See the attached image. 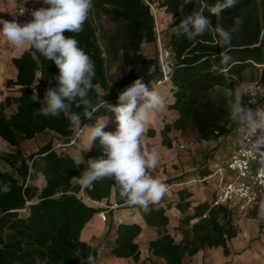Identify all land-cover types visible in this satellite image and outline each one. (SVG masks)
<instances>
[{"label":"trees","instance_id":"16d2710c","mask_svg":"<svg viewBox=\"0 0 264 264\" xmlns=\"http://www.w3.org/2000/svg\"><path fill=\"white\" fill-rule=\"evenodd\" d=\"M214 3L215 0H193L190 4H185V0H93L83 31L79 34L63 33L65 37L74 35L79 46L94 61L93 84L96 87L90 93L93 106L98 102L97 96L105 93L102 99L116 105L119 93L139 76L146 83L160 76L156 30L162 11L164 15L174 17V23L172 20L170 23L172 30L162 36V42L172 54L171 77L166 84L170 85L173 102L167 104V109L177 117L159 129L161 144L170 148L168 133L172 130L183 132L188 124L196 126L200 139L228 138L236 124L229 121L226 106L205 102V96L214 86L227 84L253 65L261 66L264 79V0H239L236 7L220 16H211L207 5ZM201 8L205 9L204 14L210 17L213 26L228 28L236 17L242 18L243 24L233 35L230 50L218 36L209 33L196 41L177 35L181 20ZM101 13H109L119 22L118 30L112 35H107L99 27L97 19ZM119 38L124 42L120 55ZM148 44L154 45L153 55L144 52ZM225 51L232 59L222 63L221 53ZM118 58L117 74L113 75L110 68ZM12 63L16 74L14 78L6 79L5 86L16 94L7 95L0 102V140L11 147V150L0 153V161L12 169L0 170V186L10 183L12 187L10 193H0V264H88V256L95 259L98 250L83 241L80 234L98 208L87 205L78 196L80 165L67 150L76 143L63 150L54 147L58 141L67 143L75 132L63 117L36 115L40 104L32 100L37 94L42 99L48 87L56 86L54 77L59 70L54 62L46 60L32 48L13 57ZM152 65L155 71L149 75L148 69ZM244 98L248 96L244 94ZM73 110L81 114L84 111L75 107ZM110 113L101 108L91 118L82 116L81 123H95L98 116ZM48 132H51L49 139ZM155 132L153 127H148L146 136L152 137ZM40 135L47 136V139L35 151L24 153L22 143ZM228 152L220 156L225 158ZM102 155L98 139L90 150L85 151V157L90 159ZM37 172H41L45 179L39 190L31 183ZM209 172L206 163L197 176ZM182 178L177 177L176 180H181L173 183L183 181ZM112 189L116 204H126L109 179L94 182L85 193L100 201L108 198ZM189 195L185 189L178 190L176 207L184 214L180 222L187 225L193 218L198 220L190 229L181 228L183 237L178 242H174L165 229L168 217L164 207L158 203L150 204L147 209L138 206L145 223L160 230L159 235L148 242V250L154 257L163 259L165 264H181L185 254L192 255L205 246H222L227 254V241L237 233L230 212L224 206L213 207L202 202L193 208L192 213H185L190 205L186 200ZM26 200L31 202L25 211H19L25 207ZM258 227L261 228V221H258ZM140 231L138 223H118L109 255L137 260L139 247L134 239ZM76 250H80L78 257L74 255Z\"/></svg>","mask_w":264,"mask_h":264},{"label":"clouds","instance_id":"9594fccd","mask_svg":"<svg viewBox=\"0 0 264 264\" xmlns=\"http://www.w3.org/2000/svg\"><path fill=\"white\" fill-rule=\"evenodd\" d=\"M48 7L32 11V20L24 24L16 20L0 19V36L14 48H32L46 60L54 62L59 70L54 77L55 87H48L41 99L32 97L40 107L36 115L45 117H63L70 128L79 136L87 129L85 151L92 148L98 139L103 155L85 161L80 155L77 165L87 164V169L77 177L83 185H91L101 179L113 181L121 200L147 209L150 204L159 203L167 194L168 186L153 176L159 164V154L150 150L145 142L147 123L157 111L166 107L160 92L150 87L143 77H138L118 95L116 105L107 103L98 95V102L93 106L90 93L95 90V64L91 57L79 46L74 35L65 37V31L79 34L84 29L93 8V0H43ZM193 0H185V4ZM239 0H215L207 5L211 16H220L223 12L236 7ZM23 13V12H21ZM205 9L195 10L184 17L178 25V36H185L189 41H196L205 33L215 36L223 42L226 49H231L233 35L240 31L243 24L241 17H236L233 24L225 28L213 26ZM174 23V17L171 18ZM222 63L232 58L227 51L221 53ZM155 71L152 65L149 75ZM43 78V76H42ZM243 91L229 90L225 95L228 119L239 126L246 135L248 145L254 151H264V107L250 108L243 103ZM83 108L78 113L73 108ZM101 108L114 113L116 130L105 131L109 124L107 116L97 117L94 126L81 128V117L91 118ZM12 190L10 183L0 186V193L8 194ZM80 255V250L74 252ZM88 264H95V259L88 256Z\"/></svg>","mask_w":264,"mask_h":264},{"label":"crops","instance_id":"0c3cea01","mask_svg":"<svg viewBox=\"0 0 264 264\" xmlns=\"http://www.w3.org/2000/svg\"><path fill=\"white\" fill-rule=\"evenodd\" d=\"M26 1L27 0H0V19L9 21V17H7L8 13H10L17 5ZM1 38H3V36H1ZM26 49L28 48H14L11 45L10 49L5 48L4 46L2 47L0 56V90L4 91L2 97H0V102L3 101L5 96L16 94L14 91L7 92L5 90L9 89L5 86V81L8 78H14L16 74V68L12 63V58L19 56ZM37 75H39V73ZM169 88L170 85L168 84L157 88L162 96L168 95L166 104L173 102L172 92ZM100 93L103 94L102 92ZM165 109H167V105ZM171 113L170 118L172 119L165 118L163 115L159 117L157 114L153 116L152 119L154 122H151V119L146 127H153L156 132L152 137L145 135V142L150 150L162 153L161 155L159 154V164L152 174L155 178L168 186V192L157 205L165 208V214L168 217L165 229L173 237L174 242H178L183 237L181 228L184 227L185 229H190L191 225L198 220V218H193L187 225L180 222L184 214L176 207V203L179 201L178 190L185 189L190 193L189 197L186 198V200L190 202V205L185 213H192L193 208L198 203L207 202L210 206L213 197V182L199 181L196 179L198 177L197 173L183 174L180 169L177 170L173 167L170 168V172L166 169L167 172L164 171L163 168L168 166L164 163L170 161V164H174V161L165 156L166 151L169 148L162 146L159 129L163 124L170 123L177 117L174 112ZM106 116L109 118L110 122L104 130L114 132L116 130L114 113H110ZM95 123L86 121L85 126H94ZM172 131L176 132L177 130ZM178 132L180 131L178 130ZM50 135L51 132H48V139ZM87 147V129L85 128L81 132L80 138L76 144L68 149V153L77 162L80 160V155L85 161H87L90 159L85 157V150ZM86 169V163L80 164L79 176L82 175ZM177 177H183V181L173 183V181L181 180H176ZM44 184L45 179H43L42 185L37 189L39 190ZM80 185L81 188L78 192V196L81 197L87 205L98 208V211L104 205L116 204L113 189L108 198H103L100 201H97L86 195L85 189L89 187V185ZM227 211L230 212L228 209ZM107 216L108 219L105 222H102L98 218L97 212L94 213L90 220L85 224L80 234V238L83 241L96 247L98 250L95 264H165L163 259L154 257L148 250V242L155 239L159 235L160 230L156 227L148 226L145 223L138 206L126 203L123 206L107 209ZM219 219L222 220L221 216ZM116 221L119 223H138L140 225L141 231L134 239L139 247V257L137 260H134L132 257L118 258L109 255V247L115 237ZM232 223L237 227V233L227 241V254H224L222 246H205L199 248L192 255L185 254L182 258L181 264H264V256H262L260 245L257 244V242H252L251 235L240 225V223H238V221L235 224L232 219ZM104 249H106V251H104Z\"/></svg>","mask_w":264,"mask_h":264},{"label":"built area","instance_id":"2783aa9c","mask_svg":"<svg viewBox=\"0 0 264 264\" xmlns=\"http://www.w3.org/2000/svg\"><path fill=\"white\" fill-rule=\"evenodd\" d=\"M150 6L153 9V6ZM41 7H48V5H45L43 0H27L14 7L9 14V21L16 20L20 24L30 22L32 11ZM156 33L161 74L154 81L148 83L155 89L169 82L172 70V54L164 46L158 29ZM242 91L251 102L250 108L264 107V86L261 83L257 81L246 83L242 87ZM85 122L81 123V128L85 127ZM79 136L75 133L67 143L58 141L54 147L63 150L68 145L75 144ZM232 137L233 146L227 156L225 158L220 155L213 156L208 164L210 172L196 179L213 182V197L210 206H224L232 212H245L249 209L264 211V151H254L248 145L246 135L240 131L238 125L235 126ZM30 202L26 200L25 207L19 211H25ZM117 206V204L104 205L97 211L98 218L105 222L107 209ZM118 223L116 221V225Z\"/></svg>","mask_w":264,"mask_h":264},{"label":"rangeland","instance_id":"374dc122","mask_svg":"<svg viewBox=\"0 0 264 264\" xmlns=\"http://www.w3.org/2000/svg\"><path fill=\"white\" fill-rule=\"evenodd\" d=\"M9 14L10 13H8L7 17H9ZM160 15H162V18L159 19L158 17V29L160 35L164 36L172 30V27L170 26L172 19L170 15H164L162 11ZM97 23L101 30H103L107 35H112L115 31L118 30L120 25L119 22L112 18L109 13H101L99 18L97 19ZM3 40L4 39L0 36V56L3 46L7 49H10V44L7 41ZM123 43V38H119L117 42L119 55L123 49ZM144 52L146 55H153L154 45H146L144 47ZM119 61L120 58H118L115 64L110 68L111 74H117V66L119 64ZM254 81H257L261 83L262 86H264V79H262L260 65H253L248 67L240 76L233 78L225 85L214 86V88L206 94L205 102L221 104L225 106L224 98L229 90L233 92L241 91L242 87L246 83H251ZM5 90L7 92H12V90ZM3 91L4 90H0V97H2ZM163 97L166 103V101L168 100V95ZM243 103L245 107L251 106V102L248 98L245 99L244 95ZM171 112L173 111H169L168 109L164 108L161 111H157L155 114H157L159 117L163 115L165 116V118L172 119L170 118V115L172 114ZM151 122H154V120L152 119ZM168 137L171 139V147L166 151L165 156L166 158H171L172 161H174V164H170V161H166L164 164L168 166H165L163 169L164 171H169L170 168L173 167L177 170L180 169L183 174H190L193 172L197 173L201 171L202 166L206 163L209 164V161L213 156L222 155V153L229 151L233 146L232 134L228 136V138L218 137L209 140L200 139L198 137L197 128L194 124H188L183 132L171 131L168 133ZM46 139L47 136L40 135L34 137L33 139L24 141L21 145L23 152L28 153L35 151L37 147ZM9 150H11V147L0 140V153L7 152ZM158 154L161 155L162 153L158 152ZM0 170L11 171L12 169L4 161H0ZM43 179L44 176L42 175V173L37 172L34 178L31 180V183L39 188L43 183ZM230 215L235 224L238 221V223H240V225L251 235L252 242H257V244L260 245L262 256H264V211L258 209H249L245 212L230 211ZM258 221H261V228L258 227ZM104 251H106V249H104Z\"/></svg>","mask_w":264,"mask_h":264}]
</instances>
